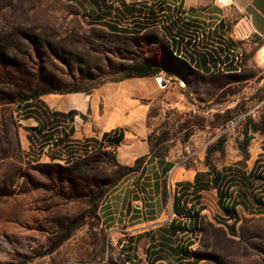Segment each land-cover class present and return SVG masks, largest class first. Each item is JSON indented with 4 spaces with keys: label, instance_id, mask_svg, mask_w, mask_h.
I'll return each mask as SVG.
<instances>
[{
    "label": "rangeland",
    "instance_id": "1",
    "mask_svg": "<svg viewBox=\"0 0 264 264\" xmlns=\"http://www.w3.org/2000/svg\"><path fill=\"white\" fill-rule=\"evenodd\" d=\"M81 1L0 0V31L20 35L26 47L25 37L34 35L39 46L38 37H42L60 50L52 54L29 49L32 72L47 82L74 85L71 75L85 87L114 81L123 75L119 66L122 59L134 55L160 64L165 70L155 78L163 77L171 85L152 111L151 143L155 154L174 157L179 164L164 176L161 197L140 177L134 184L143 190L137 187L138 191H132L125 213L118 217L115 210L104 220L101 207L132 174L104 196L97 215H92L79 186L46 176L57 172L52 165L72 166L76 161L71 162L68 153L84 145L65 142L51 151L43 144L56 139L46 138L51 134L26 138L19 124L24 120L21 106L0 107V264H152L147 249L154 243L152 238H160V227L175 218L177 182L190 179L193 170H206L207 157L210 166L220 172H250L264 155V136L247 129L250 121L259 122L264 117L263 62L246 59L240 72L225 78L214 80L187 73L182 80L178 74L185 73L183 64L169 53L167 39L158 28L136 48L107 29L89 26L84 16L89 15L88 10L92 13L95 1ZM12 53L7 52V58L20 63L27 59ZM246 134L252 136L247 161L241 152ZM259 161L264 172V158ZM102 171L111 179L116 168L106 164ZM236 186L228 192L229 205L237 206L240 218L236 237L218 220L223 213L216 191L203 194L201 202L206 210L201 213L191 248L193 260L198 259L199 264H264V215L242 207ZM73 226L75 230L65 240ZM147 233L151 237L145 236ZM128 237L133 242L126 240ZM162 257L156 264H179L169 255Z\"/></svg>",
    "mask_w": 264,
    "mask_h": 264
},
{
    "label": "trees",
    "instance_id": "2",
    "mask_svg": "<svg viewBox=\"0 0 264 264\" xmlns=\"http://www.w3.org/2000/svg\"><path fill=\"white\" fill-rule=\"evenodd\" d=\"M75 1L77 0H71L72 3ZM94 1L93 7L91 8L92 13L88 10L87 14L89 15L84 16L88 19L89 26L107 29L112 35L125 38L136 48H141L140 46H142L145 41H148L147 35L149 32L158 28L167 39L169 53L183 64L182 66L185 73L178 74V77L182 80H186L184 74L187 73L192 75L197 74L202 78H212L214 80L235 75L242 70L246 63V59L251 58L250 56L245 57L243 54L235 57L230 65L232 73L227 75L222 73L202 74L194 70L189 63L183 62L178 58L179 54L175 50V37L177 31H175L173 26L174 21L169 23V25H162V17L166 16V9L162 4L157 2H152L150 4L147 2L127 4L124 0L120 2L116 0ZM82 4L87 9L86 4L83 2ZM171 26L172 28H170ZM34 38V35H27L25 37V40L29 44L26 47L23 46V43L20 41V35L0 31V107H10L13 105L17 107L21 106L23 109L19 112L25 119L28 116L29 104L37 101L42 96L49 94L89 92L103 84H94L91 87H85L81 84V80L79 78L77 79L75 75H71V78L76 81L74 85L47 82L43 78L41 79L36 76L32 72L30 66L32 58L30 57V59H28L30 56L29 49L31 50V48L34 47L35 50H46L47 52H52V54H56V52L59 54L60 50H57L55 45H51L42 37H38L40 42L39 46ZM231 42L234 45L235 43H241L233 40H231ZM229 50H234V48L229 47ZM7 52L8 54L9 52H14L16 55L27 59H23L21 63L17 62L12 58H7ZM118 57L121 58V56ZM134 57L135 58L132 59L121 58L123 62L119 64V66L122 67L121 72L123 75L119 79L114 80V82L132 78L156 77L165 70V68L155 61H150L145 57L138 59L136 55H134ZM234 62L236 64L235 67L233 65ZM168 73L169 75L175 76L172 72L168 71ZM181 84L185 86L184 81H182ZM231 122L229 121L223 128L227 127ZM247 129L248 132L252 134L258 133L264 136V117H262L259 122L250 121V123L247 124ZM35 130L36 129H32V131ZM53 140L50 139L43 144L46 146L53 144L52 150H54V148L64 143V141H60V139H57L55 142H53ZM122 140L123 136L120 134L118 136L114 135L113 137L105 135L100 143L97 141H84L81 144H97L99 147L84 158L75 160L76 162L74 161L75 163L71 164L72 166L69 165L68 168H63L60 165L49 166L52 170L54 169L57 172H53V176H51L50 173H46V176L50 180L56 182L65 180L71 187L72 185L79 186L80 191L85 192L83 199L86 201L89 208L88 212L96 216L98 204L104 196L115 188L123 177L140 171L146 160V158H140L132 167L120 165L112 149L119 146ZM251 141L252 136L248 137L246 134L244 144L241 147V152L245 161L248 160L247 147ZM149 142L153 156L159 159L168 157L163 153H154L151 135L149 137ZM260 158H264V155ZM260 158L256 161L255 168L250 172H220L210 166L209 158L207 157L205 167L208 168V171L206 173L198 174L193 183L178 184V191L176 190L173 203V210L177 218L174 219L170 225L160 229L163 234L162 241L155 243L156 247H153L152 243L150 249L147 251L151 257L154 255L152 264H156L162 260L159 254L169 255L178 260L179 264H199L198 259L195 261L193 260L195 254L191 251V248L196 242L197 230L200 228L201 213L206 210V207L201 202V192L203 191H217L218 205L223 213V216L221 215L218 220L233 237H236V226L240 222V218L236 210L237 206L235 207L234 204H225V200L230 201L231 199L228 193H222V186L223 189L226 188L229 191L234 188L235 185H238L236 187L242 199V207L249 213L254 211L258 215H264V172L263 168L259 167ZM106 164H113L116 168L115 176L111 179L107 178L106 174L102 171L103 166ZM56 174L57 177H55ZM257 188H259V190ZM92 191H97V193H92ZM73 230H75V226L67 230L68 232L65 240L70 237ZM152 240L155 242L154 238H152ZM151 248L152 250L153 248H158V250L151 252ZM126 262H129L128 258H126Z\"/></svg>",
    "mask_w": 264,
    "mask_h": 264
},
{
    "label": "crops",
    "instance_id": "3",
    "mask_svg": "<svg viewBox=\"0 0 264 264\" xmlns=\"http://www.w3.org/2000/svg\"><path fill=\"white\" fill-rule=\"evenodd\" d=\"M125 2L162 4L166 9V16L162 17V25H169L174 21L173 26L177 31L175 50L179 54L178 58L189 63L194 70L202 74L232 73L230 65L234 58L241 54L264 63V0H232L231 6L228 7L217 5L215 0ZM243 18L249 21L254 37L234 45L230 40L231 33L235 24ZM229 47H233L234 50H229ZM233 65L236 66L235 62ZM170 85L168 82L166 88L160 87L155 77L132 78L117 82L108 81L89 92L45 95L29 104L28 116L19 121V124L26 138L38 137V134L47 132L51 135L46 138L60 139L68 144H81L84 141L100 143L105 135L113 137L121 134L122 142L112 149L117 162L122 166L132 167L138 159L146 158V160L140 172L126 177L113 190L115 192L104 207H101L104 208L102 215L106 214L104 220L109 218V212L113 214L115 210L119 212L118 217H120L121 213H125L132 191H138L137 187L141 188V185L134 184L135 180L140 177L142 181L148 180L146 185L151 184L150 189L161 197L164 176L171 173L179 164L174 157L159 159L153 156L149 142L152 132L150 127L152 110L166 97ZM32 129L36 130L32 131ZM93 145L95 148L99 147L97 144ZM46 148L52 151L51 145H47ZM207 171L208 168L204 171L193 170L190 179L177 182L174 198L178 184L193 183L198 174ZM230 190L221 187L223 194L230 193ZM205 192L209 191L201 192L202 197ZM225 204L228 205L229 200H225ZM173 214L176 219L174 210ZM160 229V238L155 240L153 247H156L155 243L162 241L163 234ZM145 236L151 237V233ZM126 240L133 242L131 237ZM151 244L150 242V246ZM157 250L158 248L153 250L151 248V252ZM159 255L163 258V254ZM149 257L151 258V255Z\"/></svg>",
    "mask_w": 264,
    "mask_h": 264
},
{
    "label": "built area",
    "instance_id": "4",
    "mask_svg": "<svg viewBox=\"0 0 264 264\" xmlns=\"http://www.w3.org/2000/svg\"><path fill=\"white\" fill-rule=\"evenodd\" d=\"M215 3L221 7L231 6L232 0H215ZM254 37V33L250 28L249 21L246 18L240 19L234 26L231 33V40L235 42H246ZM229 126V125H228ZM227 126V127H228ZM56 140L54 139L53 142ZM83 147H75L74 151L68 153L69 160L75 161L79 158H84L88 154L95 151V147L92 144H83ZM53 148V144L51 145Z\"/></svg>",
    "mask_w": 264,
    "mask_h": 264
},
{
    "label": "water",
    "instance_id": "5",
    "mask_svg": "<svg viewBox=\"0 0 264 264\" xmlns=\"http://www.w3.org/2000/svg\"><path fill=\"white\" fill-rule=\"evenodd\" d=\"M157 81L162 88H166L168 85V82L163 77H158Z\"/></svg>",
    "mask_w": 264,
    "mask_h": 264
}]
</instances>
